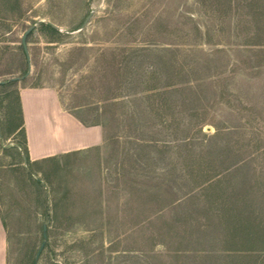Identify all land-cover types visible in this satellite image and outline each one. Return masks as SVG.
I'll list each match as a JSON object with an SVG mask.
<instances>
[{"label":"rangeland","instance_id":"rangeland-1","mask_svg":"<svg viewBox=\"0 0 264 264\" xmlns=\"http://www.w3.org/2000/svg\"><path fill=\"white\" fill-rule=\"evenodd\" d=\"M260 1L0 0L6 264H264ZM21 87L102 146L25 165Z\"/></svg>","mask_w":264,"mask_h":264},{"label":"crops","instance_id":"crops-1","mask_svg":"<svg viewBox=\"0 0 264 264\" xmlns=\"http://www.w3.org/2000/svg\"><path fill=\"white\" fill-rule=\"evenodd\" d=\"M19 102L30 163L102 146L104 131L86 125L64 109L49 88H19ZM7 236L0 215V264H6Z\"/></svg>","mask_w":264,"mask_h":264},{"label":"water","instance_id":"water-1","mask_svg":"<svg viewBox=\"0 0 264 264\" xmlns=\"http://www.w3.org/2000/svg\"><path fill=\"white\" fill-rule=\"evenodd\" d=\"M91 15H92V12H90L89 16L86 18V20L84 21V23L80 27V30L85 28V26L87 25L88 20L91 17ZM50 25H51V27L53 29L61 31L60 27L56 26L55 24L50 23ZM34 29H35V26H30L24 32V34L21 37V46H22V49H23V52H24V55H25V58H26V63H27L28 70H27L26 74L23 77H21V78H13V79L9 80L10 82L11 81H21V80L25 79L26 77H28L30 75L31 61H30V54H29L28 45H27V38L34 31ZM16 147L21 149L19 145H16ZM23 162H24L25 165L27 164V160H26V158L24 156H23ZM46 242H47V233H46V227L44 226L43 227V241H42L41 247H40V249H39V251H38V253L36 255V261L38 260L42 250L44 249Z\"/></svg>","mask_w":264,"mask_h":264},{"label":"trees","instance_id":"trees-1","mask_svg":"<svg viewBox=\"0 0 264 264\" xmlns=\"http://www.w3.org/2000/svg\"><path fill=\"white\" fill-rule=\"evenodd\" d=\"M229 1V0H227ZM252 7H259L261 4L259 2H261L260 0H252ZM255 1V2H254ZM226 2V0H225ZM258 15V14H257ZM42 26L47 29V31H49L51 34L55 35V36H59L61 34L60 31L55 30L51 27L50 23H44L42 24ZM18 112H19V122L18 124L15 125V127L12 130L13 134H20L23 137V143H18L17 145L20 146L21 150H22V154L23 156L26 158L27 163L30 162L29 157H28V150H27V146H26V137H25V132H24V128H23V117H22V111H21V107H20V102H19V95H18Z\"/></svg>","mask_w":264,"mask_h":264}]
</instances>
